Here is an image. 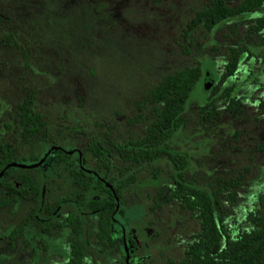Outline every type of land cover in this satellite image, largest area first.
Here are the masks:
<instances>
[{
  "label": "rangeland",
  "instance_id": "1",
  "mask_svg": "<svg viewBox=\"0 0 264 264\" xmlns=\"http://www.w3.org/2000/svg\"><path fill=\"white\" fill-rule=\"evenodd\" d=\"M205 1L0 0V142L11 148L9 159L32 163L55 142L80 149L94 166L88 145L99 142L110 153L116 175L126 163L115 145L143 134L145 112L138 102L145 91L164 74L197 64L202 74L185 102V124L161 147L183 158L184 181L209 191L219 188L216 211L228 227L242 222L247 211L258 207L256 195L264 191V114L259 107L264 103V30L249 33L254 14L223 20L210 31L199 26L187 30ZM229 47H244L249 53L240 54L234 77L218 83ZM217 83V117L210 119L199 107ZM224 87L241 99L240 112L222 105L218 96ZM26 96L45 121L47 139L21 141L17 105ZM128 174L132 181L120 198L123 213L115 218L131 237V262L178 261L198 225L188 210L160 194L172 184L173 163L161 153L130 165L121 178ZM241 174L236 187H223V180ZM20 175L31 178L37 192L26 190L13 202L5 184L22 187ZM4 177L0 264H69V228L40 230L46 219L41 213L32 214L9 245V231L30 210H42L62 197L68 199L53 219L61 221L68 212L79 216L81 264L119 262L123 245L108 246L97 238V217L87 212L90 193L77 188L65 167L13 166ZM77 191L82 193L79 199Z\"/></svg>",
  "mask_w": 264,
  "mask_h": 264
},
{
  "label": "trees",
  "instance_id": "2",
  "mask_svg": "<svg viewBox=\"0 0 264 264\" xmlns=\"http://www.w3.org/2000/svg\"><path fill=\"white\" fill-rule=\"evenodd\" d=\"M229 1L206 0L195 10L186 24V29L192 30L199 26L205 31H210L223 20L242 14H254L247 27L249 33L260 34L264 30V0H236L234 4H230ZM242 53L249 52L244 47L228 48V57L218 83L234 77L239 56ZM201 74L197 64L186 65L164 74L155 85L145 91L138 102L145 112L146 124L143 134L137 139L115 145L119 157L126 163L124 168H118L116 175H114L116 166L112 162L110 153L99 142L88 145L94 166L89 165L80 149H75L73 146H60L55 142H51L45 152L44 160L38 166L52 164L65 167L77 188L90 193L87 198V212L97 217V238L108 246L122 247V236L124 235L130 242L131 237H127L125 228L116 221L115 214L123 213L120 206L121 191L132 181V175L128 174L121 178V174L132 164L151 161L159 154L165 153L175 167V175L172 184L164 186L165 189L160 194L168 201L176 202L180 208L188 210L196 218L198 225L196 232L186 242L181 259L171 264H264V191L256 195L258 207L247 211L242 222L230 228L224 216L216 211L218 203L216 195L219 188L209 191L184 181L181 176V170L184 168L183 158L172 155L161 147L185 124L182 114L184 105ZM218 83L211 88L207 100L199 107L200 111L210 119L217 117L213 98L218 91ZM218 97L222 99L221 103L227 111L240 112L241 99L233 94L231 87L221 89ZM259 107L264 114V103H260ZM17 115L23 132L20 135L21 141L30 142L41 137L47 139L45 121L41 113L33 109L31 96H26L24 101L17 105ZM10 149L9 145L0 142V170L7 163L13 162L9 159ZM43 155L35 157L32 163ZM12 167L4 168L0 176V184L6 172ZM100 178L110 184V189L101 182ZM242 178V174L231 177L223 180L222 185L236 187ZM19 179L23 186L19 188V191H15L17 194H21V190L28 189L34 193L37 192L31 178L20 175ZM77 194L79 199L82 193L77 191ZM227 194L233 197V191H228ZM2 201L3 199H0V202ZM116 204L118 207L115 209ZM47 209L54 208L51 206ZM56 223L70 228L68 263L81 264L83 250L79 238V216L68 214L61 221H55L53 217H50L44 225L48 229ZM21 226L22 223L16 225L17 228ZM128 245L129 243L126 242L127 247ZM127 254V261H125V252L121 248V259L117 264H133L130 260L131 255Z\"/></svg>",
  "mask_w": 264,
  "mask_h": 264
},
{
  "label": "flooded vegetation",
  "instance_id": "3",
  "mask_svg": "<svg viewBox=\"0 0 264 264\" xmlns=\"http://www.w3.org/2000/svg\"><path fill=\"white\" fill-rule=\"evenodd\" d=\"M20 133H23L22 131ZM46 133V132H45ZM46 154V153H45ZM101 182L106 185V187H108L110 189V184L108 182H106V180H103L101 179ZM74 182V181H73ZM6 186H9L8 183L5 184ZM18 188V187H17ZM16 187H12L11 185L9 186V189H10V192L13 194L12 197H11V200L14 202V201H17V198L18 196H21L24 192H26V190H21V194H17L15 191H19V188L17 189ZM29 190V189H28ZM68 197H62L60 199H56L53 203V210H49L47 208L51 207L50 205H45L43 207L42 210H39L37 208H34L32 210H30V216L26 217L23 221L19 222V223H22V226L21 228H17L16 225H18L19 223H17L16 225H14L11 230L9 231V234H10V237H9V245H12L13 244V241L16 237V235L20 234L23 230H24V225L28 224L29 223V220H30V217L31 215H37L38 213H41L43 216L46 217V219L43 221L41 227H40V230H44L45 232L48 231V229L45 227L44 223L45 221L47 220V218H50V217H56L58 215V208L62 205V203H64L65 201H67ZM76 201V199L74 200V202ZM5 201L3 199V201L1 202V204H3ZM118 207V206H117ZM68 214H74L72 212H68L65 217L68 215ZM75 215V214H74ZM64 217V218H65ZM55 220V219H54ZM57 221V220H55ZM53 226H58V227H62L61 225H58L57 223ZM70 230V228H69ZM124 236V235H123ZM124 239H125V236H124ZM69 240V239H68ZM127 242V240L125 239V243ZM128 243V242H127Z\"/></svg>",
  "mask_w": 264,
  "mask_h": 264
},
{
  "label": "water",
  "instance_id": "4",
  "mask_svg": "<svg viewBox=\"0 0 264 264\" xmlns=\"http://www.w3.org/2000/svg\"><path fill=\"white\" fill-rule=\"evenodd\" d=\"M46 154H44L39 160H37L36 162H33V163H29V164H23V163H18V162H9L7 163L4 168H7V167H10V166H16V167H20V168H33V167H36L38 166L45 158ZM0 170V176L2 175L3 173V170ZM117 204L115 206V209L117 208ZM122 242H123V247H124V252H125V261H127V256H128V252H127V246H126V243H125V239H124V236H122Z\"/></svg>",
  "mask_w": 264,
  "mask_h": 264
}]
</instances>
